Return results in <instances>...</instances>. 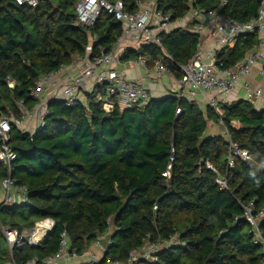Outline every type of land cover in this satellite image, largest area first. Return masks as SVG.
I'll list each match as a JSON object with an SVG mask.
<instances>
[{"label": "trees", "instance_id": "16d2710c", "mask_svg": "<svg viewBox=\"0 0 264 264\" xmlns=\"http://www.w3.org/2000/svg\"><path fill=\"white\" fill-rule=\"evenodd\" d=\"M79 1L40 0L29 7L0 0V118L21 119L24 109L34 108L31 88L42 76L114 48L124 25L106 11L94 25L79 24ZM123 1L131 12L138 10L140 0ZM262 6L263 0H159L158 9L172 20L192 8L219 9L247 24ZM93 36L98 40L88 52ZM160 37L172 60L152 44L126 48L121 61L145 56L150 67L162 60L180 78L179 65L195 56L201 37L182 28ZM259 42L257 32L243 34L218 58L224 67H236ZM105 90L106 84L97 85L86 94L87 103L66 105L51 98L45 126L34 136L12 123L8 145L17 158L11 169L0 162V182L11 177L30 194L25 206L0 204V264L10 255L2 227L21 232L38 221L54 220L41 245L13 249L15 260L27 264L33 257L55 254L64 231L70 254L83 256L108 232L109 217L113 243L103 261H126L148 235L158 242L178 233L186 245L162 250L154 264H261L263 246L254 243L251 225L237 217L253 199L264 209V109L240 99L203 110L195 101L171 95L131 107L115 103L107 112L96 98ZM210 121L220 123L224 135L207 138ZM226 130L250 155L237 158L233 167L226 160ZM167 171L169 177L163 175ZM219 177L226 179V189ZM261 233L264 237V225Z\"/></svg>", "mask_w": 264, "mask_h": 264}, {"label": "built area", "instance_id": "2783aa9c", "mask_svg": "<svg viewBox=\"0 0 264 264\" xmlns=\"http://www.w3.org/2000/svg\"><path fill=\"white\" fill-rule=\"evenodd\" d=\"M18 5L36 7L40 0H14ZM193 1V0H190ZM159 0H140L138 2V10L130 11L123 0L110 2L108 0H80L76 5V13L79 24L85 26L94 25L98 17L103 11L113 15L123 26V34L118 38L114 48L108 53H102L94 59L88 56L77 59L76 64L62 67L60 70L51 72L42 76L36 86L31 88L30 97L35 99L36 106L32 109H24L21 119H10L6 116L0 118V162L6 164L11 169L12 162L16 160L17 153L8 145L12 123L24 133L30 132L34 136L39 130L45 126V120L48 115V102L50 99L44 96L45 87L58 86V78L61 73L68 67L74 68L79 63L82 70L78 75H69L67 82L60 96L57 94L53 98H58L66 103L73 105L77 102L87 103L81 94V87L89 80L93 79L92 89L90 93H94L96 86L106 84L104 93L98 92L96 98L103 102L105 111H112L115 103L121 104L123 107H131L134 105H144L151 99L150 88L142 80L128 78L121 70L115 69L112 65L121 61L120 56L126 48L132 47L139 49L143 45H158L164 52V57L172 60V57L163 49L160 33L170 31L174 28H182L190 30L200 37L210 34L214 39V44L206 46L198 51L195 56L185 65H179L182 73L177 79V97L195 100L199 94H214L208 100L213 108L219 109L220 102H228V97L235 87L248 77H251L255 68L259 64H263L264 60V0L263 6L259 11L256 20L247 24H239L237 21L227 16L219 9L202 11L192 8L184 17L172 20L171 16L164 14L158 9ZM257 32L260 38L259 44L250 51L246 58L236 67L228 68L223 66L218 58L221 49L233 46L237 38L243 34ZM98 37L93 36L87 50H92L93 43L97 42ZM129 43V44H128ZM128 45V46H126ZM200 45V44H199ZM79 60V61H78ZM132 61L140 64L143 68L148 69V59L145 56H139ZM155 72L157 76L162 77L164 74L173 73L171 67L162 60L154 62ZM259 73L264 79L263 65L259 68ZM10 87H14L12 81H8ZM246 91L245 99L255 104L256 100L263 98V88H251L248 83L244 84ZM21 107L22 103H20ZM258 110L264 109L263 102L256 106ZM181 109H177L180 113ZM227 138V155L226 160L230 167L235 165L236 159H250L249 152L242 149L235 143L228 130L225 132ZM212 170L215 169L208 165ZM170 169V166H169ZM165 177L170 176V171L163 174ZM221 188H227L226 179L219 177L217 179ZM28 188L16 184L11 178L7 177L0 182V204L8 206H22L29 202ZM158 209L157 205L154 207ZM237 218L245 219L252 227L254 234V243L261 244L264 248V237L261 233V226L264 225V209H259L256 200L249 201L245 206L241 216ZM108 232L100 235L93 243L89 251L83 256L76 253L70 254V241L66 231L61 234V243L59 250L44 259L33 257L27 264H69L70 258H83L86 261L81 264H154L158 261V254L168 248L185 246L186 242L180 238L178 233L173 234L168 239H160L158 242L149 240L143 247L131 250L128 258L124 262L113 261L111 259L104 260V255L108 251V247L113 243L111 234L114 231L112 218L107 219ZM53 219H44L38 221L34 228L23 229L19 231L15 228L2 227L6 244L10 255L4 261V264H19L13 256V249L23 245L38 246L41 245L43 239L54 228ZM93 248V249H92ZM88 253V254H87ZM264 264V258L261 262Z\"/></svg>", "mask_w": 264, "mask_h": 264}, {"label": "crops", "instance_id": "0c3cea01", "mask_svg": "<svg viewBox=\"0 0 264 264\" xmlns=\"http://www.w3.org/2000/svg\"><path fill=\"white\" fill-rule=\"evenodd\" d=\"M129 44V43H128ZM214 44V39L211 37L210 34L204 35L201 37L200 50L205 48L206 46H211ZM128 46V45H126ZM79 61V60H78ZM77 62V61H76ZM75 62V64H76ZM262 64H259L257 68H255L254 73L251 77L246 78L245 80H241V82L235 87L233 92L228 97V102L238 101L240 99H245L246 91L244 89V84L248 83L251 85V88H263V98L256 100L255 106L260 105L264 100V79L259 73V68ZM115 69L123 71L128 78L142 80L144 81L150 88L151 99H161L166 96H177V77L175 76L174 72L169 74H164L162 77L157 76L155 72L154 64L150 66L148 69L143 68L140 64L132 61V60H123L118 63L112 65ZM82 70V65L79 63L75 65L74 68L68 67L64 70L58 78V86L56 88H52L51 86L45 87V94L46 98L51 99L56 94L57 97L60 96L65 84L67 82V77L69 75H78ZM93 79L87 80L83 86L81 87L80 91L84 100H86V94L92 89ZM214 94L205 93L199 94L195 100L197 104L203 110H206L207 105H209L208 100ZM53 96V97H52ZM223 102V101H222ZM211 122V121H210ZM210 122L208 123V128L205 132V136L207 138L213 137L216 135H224L223 132H220V128L222 127L220 123H216L213 126H209ZM223 128V127H222ZM224 129V128H223ZM93 249V248H92ZM88 254V253H87ZM86 261L85 256L82 258H70L69 264H81Z\"/></svg>", "mask_w": 264, "mask_h": 264}, {"label": "rangeland", "instance_id": "374dc122", "mask_svg": "<svg viewBox=\"0 0 264 264\" xmlns=\"http://www.w3.org/2000/svg\"><path fill=\"white\" fill-rule=\"evenodd\" d=\"M215 123L213 121L210 122L209 126H213ZM220 132H223V128H220Z\"/></svg>", "mask_w": 264, "mask_h": 264}, {"label": "water", "instance_id": "95a60500", "mask_svg": "<svg viewBox=\"0 0 264 264\" xmlns=\"http://www.w3.org/2000/svg\"><path fill=\"white\" fill-rule=\"evenodd\" d=\"M78 26V25H77Z\"/></svg>", "mask_w": 264, "mask_h": 264}]
</instances>
